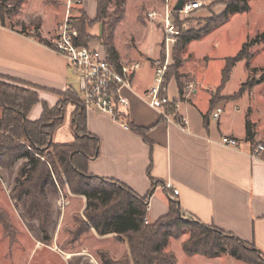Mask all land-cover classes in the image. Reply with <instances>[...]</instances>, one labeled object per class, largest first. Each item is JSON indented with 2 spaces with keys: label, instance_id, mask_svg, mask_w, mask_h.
<instances>
[{
  "label": "crops",
  "instance_id": "obj_1",
  "mask_svg": "<svg viewBox=\"0 0 264 264\" xmlns=\"http://www.w3.org/2000/svg\"><path fill=\"white\" fill-rule=\"evenodd\" d=\"M88 1L95 5L96 11L93 15L87 12L86 0H83L82 5L88 18L93 21L97 16L98 0ZM29 3V0H24L18 11L23 25H32L35 20L40 19L36 35L21 32L22 28L3 24L0 18V74L36 87L39 101L28 113L29 119L36 120L42 115L44 104L53 108L66 98L67 92L76 91L72 85L74 73L65 57L39 41H54L55 38L49 37L50 30L65 17V0H54V5L50 7L52 24L46 29L42 17ZM161 5L162 0L158 8L163 11L164 7L161 9ZM98 24L99 32L92 33L96 36L102 33V24ZM89 29L91 31L92 24ZM195 41L197 40L187 44L188 52L192 55ZM87 45L102 47L100 41L89 42ZM123 54H119V64L140 63L139 70L131 78L133 90L124 89V93L130 101L126 118L135 128L145 130L146 139L140 132L125 127L121 121L109 114L97 110L87 111V131L99 138V152L88 161V173L119 180L142 197L154 188L148 202V222H154L166 214L170 200H175L179 203L184 217L233 233L255 245L264 255V149L257 148L259 144L264 145V127H261L260 120L255 117V107L247 100L250 96L244 95L239 100L223 104L221 98H213L210 93L215 86L203 88L196 77L192 80L185 75L187 83L184 85L192 83V91L185 101L180 102L177 119H168L138 95L145 93L154 84L152 62L147 59L151 79L146 80L141 71L143 61L130 59L131 57ZM237 64L238 62L235 66ZM171 82L178 90L173 98L170 96L173 100L180 93L176 77L167 79V90ZM181 85L184 90V85ZM235 90L236 88L233 91L225 89L224 92L231 94ZM205 91H208L207 94ZM202 93L206 96L204 103L200 101ZM218 106L223 111L218 118H214L213 113ZM74 110L75 105L66 100L63 125L67 116L73 119ZM184 118L186 122L183 121ZM247 119L253 123V141L246 137ZM69 129L68 140L53 142L74 141V128L70 126ZM223 136L237 139L238 146L222 145ZM167 183L179 189L177 196L171 198L172 190L166 188ZM12 184L9 182L7 185L11 188ZM49 189L47 199L54 219L57 208L53 203L54 194L49 193ZM83 198L86 205V199ZM37 222L39 226L38 217ZM89 235L99 243H105L117 236L114 233L99 235L94 229ZM120 244L128 251L126 239ZM100 245L104 248V244Z\"/></svg>",
  "mask_w": 264,
  "mask_h": 264
},
{
  "label": "trees",
  "instance_id": "obj_2",
  "mask_svg": "<svg viewBox=\"0 0 264 264\" xmlns=\"http://www.w3.org/2000/svg\"><path fill=\"white\" fill-rule=\"evenodd\" d=\"M8 1L0 0V18L3 24L4 14L17 12L24 0L14 3L12 9L4 10L3 4ZM249 1H226L220 15L209 19L201 28L187 29L181 33L173 55L180 94L183 93V88L176 72L181 61L177 59L176 52L183 50L189 42L200 40L222 26L234 14L249 11ZM111 3H114L116 8L114 12L109 13L107 9ZM126 3L127 0H98L97 16L93 21L84 13V21L88 24L95 21L103 23L102 46L109 61L116 66H119V52L114 44V33L117 25L125 17ZM106 19L107 21H104ZM21 32H25L24 29ZM78 33L77 43L87 45L90 36L84 26L79 27ZM39 41L49 47L53 46V42L45 39ZM248 46L251 47V42H246L235 56L226 60L222 71V84H226L230 79L231 71L237 62L249 60ZM2 79H10L13 82ZM263 82L264 76L260 78V83ZM238 93L241 94L242 90ZM65 97L53 108L44 104L40 118L31 120L28 113L39 101L36 87L0 74V167H11L19 159H26L12 189L11 198L18 202L22 201L24 211L29 216L38 217L45 238L53 219L47 189L56 191V180L61 187L67 183L72 193L85 197L83 216L88 231L94 229L99 235L114 233L118 240H122L123 237L127 240L128 251L118 258L108 249H98L102 264H177L175 254L167 247L172 238H178L183 232L188 233V238L182 242L183 251L188 256L202 255L212 258L228 253L251 264H264V255L255 245H250L215 225L184 217L179 203L175 200H170L169 211L166 214L154 222L146 223L148 202L154 188L142 197L119 180L88 173V161L95 158L99 152V138L87 131L86 111L78 93L67 92ZM66 100L75 105L72 119L75 140L68 143L54 142V152L45 154L44 148L53 142L54 133L63 122ZM126 119L131 128L140 132L146 139L145 130L135 128L129 119ZM246 130L247 139L253 141L255 135L253 123L248 119ZM0 222L5 233L11 234L13 224L10 215L1 207ZM82 225L83 223L80 227Z\"/></svg>",
  "mask_w": 264,
  "mask_h": 264
},
{
  "label": "rangeland",
  "instance_id": "obj_3",
  "mask_svg": "<svg viewBox=\"0 0 264 264\" xmlns=\"http://www.w3.org/2000/svg\"><path fill=\"white\" fill-rule=\"evenodd\" d=\"M29 1L30 6L38 11V14L42 17L44 28L50 27L52 24L51 8L54 5V0ZM67 1L65 0L66 10ZM160 1L127 0L125 17L117 25L114 33V44L119 54L121 52L129 58L131 57L130 59L143 61L141 71H143L146 80L151 79V69L147 59L153 64L156 59H164L166 52L165 28L160 17L156 19L148 17V13L154 11L153 9L162 12L158 8ZM163 1L161 9L163 8ZM177 1L170 0L171 7H174ZM201 1L203 2L202 7L188 15L179 14L178 12L173 13L176 16L181 33L187 29L203 27L209 19L221 14L225 8V2L229 0ZM18 2L19 0H9L3 4V8L4 10L12 9V5ZM86 2L88 14L93 15L96 11L95 5L88 0ZM249 3V11L234 14L222 26L195 41L193 55L188 52L187 46L176 52L177 59L181 61L176 73L180 78L179 82L183 85L187 83L186 75L192 80L196 77L203 88L209 89L215 86L210 90V93L213 98H221L223 104L228 101L239 100L244 95H249L250 99L247 98V100L251 101L253 107H255L253 109L255 110V117L260 120L261 127H264V82L260 83V78L264 76V68H262L264 67V0H250ZM82 4L83 0H72L69 16L71 27L78 31L79 27L84 26L86 33L90 36L88 42L100 41L102 43L101 35L92 34L99 32L98 22H92L90 31V24L84 21V13L86 12ZM115 8V4L111 3L107 10L112 13ZM65 18L66 13L59 24L53 26L50 30L49 37L51 39L58 37L60 26L64 23ZM4 21L7 25L24 29L27 34L36 35L38 33L36 26L40 22L39 18L32 25H23L20 13L17 11L4 14ZM104 21H107V19ZM246 42H251V47L248 46L247 50L250 56L249 60L239 61L240 63L238 62L232 74H230V79L226 84H222V68L225 66L226 60L235 56ZM177 45L178 40L170 45V61L166 72L168 77L165 81L176 76L173 55L174 47ZM101 49H103V46ZM135 55H137V58ZM205 57H207L206 60H204ZM2 80L13 82L10 79ZM191 84L184 85L183 93L166 105L165 112L167 114L178 117V106L180 102L189 97L188 94L193 88ZM72 85L79 94L78 82L74 74ZM217 85L218 87H216ZM235 88L236 90L231 94H225L224 92L225 89L233 91ZM240 90H242L241 94L238 93ZM177 91V86L171 82L167 90L169 98L175 96ZM205 92L207 94L208 91ZM200 96V101L204 103L206 101L205 94L202 93ZM70 126H73L72 118L67 116L64 125L62 124L56 129L53 140H68L70 138L68 132ZM53 143H49L44 148L45 154L54 152ZM25 163L26 159L22 158L11 167H0V207L10 215L13 224V229L10 230L11 234H6L0 222V264H102L97 253L98 249L107 248L117 258L127 252L124 250V246L120 244L125 239L124 237L122 240H118L115 236L105 243H99L89 235L90 231H88L89 228L83 216L84 196L72 193L67 183L61 187L56 180V191L53 189L52 191L50 188L48 192L54 194L53 203L57 210H55V218L49 224L48 234L45 238L40 226H38L37 216H29L24 211L23 202L11 198L12 189L16 184V177L20 176V170ZM9 182L13 183L11 188L7 185ZM81 223H83L82 227H80ZM80 233L82 234L79 237ZM187 238L188 233L183 232L178 238H172L167 247L175 254L177 264H251L228 253L215 258L212 257L213 259H208V257L202 255L188 256L182 248V242ZM100 244H104V248H101ZM248 244L251 245L252 243Z\"/></svg>",
  "mask_w": 264,
  "mask_h": 264
},
{
  "label": "built area",
  "instance_id": "obj_4",
  "mask_svg": "<svg viewBox=\"0 0 264 264\" xmlns=\"http://www.w3.org/2000/svg\"><path fill=\"white\" fill-rule=\"evenodd\" d=\"M66 18L60 26L58 37L53 41L51 47L55 52L65 57L69 67L72 69L79 87V97L82 101L84 110H97L101 113L111 115L113 118L121 121L127 128H131L126 119V112L129 108V98L124 93V89L133 90L131 78L140 68L139 62H127L114 65L109 61L104 48H94L88 45L77 43L79 33L71 27L69 20L70 6L72 0H68ZM201 0H185L181 10H175L171 7L170 0H164V9L161 13L150 11L148 17L156 19L160 17L165 28L166 52L164 59H156L154 67V85L145 93L138 94L151 107L157 109L163 117L168 119H177L165 112L167 104L172 99L167 95L165 85L166 72L170 61V45L181 35V29L178 27L176 16L173 14L188 15L194 10L201 8ZM223 108H216L213 113L214 118H218ZM182 120V118H181ZM186 122V119H183ZM221 144L227 147H237L238 141L229 136H223ZM259 150L264 149L263 144L257 146ZM166 188L172 190L171 198L179 194V189L167 183ZM146 223L148 221L146 220Z\"/></svg>",
  "mask_w": 264,
  "mask_h": 264
},
{
  "label": "water",
  "instance_id": "obj_5",
  "mask_svg": "<svg viewBox=\"0 0 264 264\" xmlns=\"http://www.w3.org/2000/svg\"><path fill=\"white\" fill-rule=\"evenodd\" d=\"M184 1L185 0H178L175 4V10H181L183 8Z\"/></svg>",
  "mask_w": 264,
  "mask_h": 264
}]
</instances>
